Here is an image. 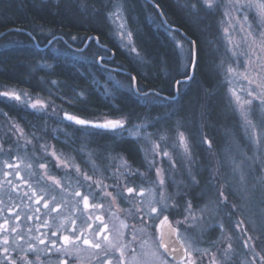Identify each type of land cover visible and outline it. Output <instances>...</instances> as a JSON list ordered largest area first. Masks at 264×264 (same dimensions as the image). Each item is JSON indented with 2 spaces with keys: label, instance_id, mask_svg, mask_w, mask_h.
Instances as JSON below:
<instances>
[{
  "label": "rangeland",
  "instance_id": "1",
  "mask_svg": "<svg viewBox=\"0 0 264 264\" xmlns=\"http://www.w3.org/2000/svg\"><path fill=\"white\" fill-rule=\"evenodd\" d=\"M242 3H250L252 6L239 8L235 5V0H213V7L209 8L203 0H175L177 7L186 14L185 18L188 17L191 21L204 18L208 28L212 25L213 30L207 33L209 38L206 43L213 40L211 44L213 43L218 55L215 66L229 97V108L238 114L247 136L246 142L252 150L248 156L234 142L219 150L221 159H218L220 163L217 165L223 176L217 173L215 164L209 167L211 175L207 184L213 189L210 193L212 195H206L202 202L193 204L185 192L190 186H195L197 181L193 173L196 163L191 143L180 121L176 120L173 127L166 126V120L172 117L169 113L150 114L153 105L164 103L156 100L153 95L138 97V101L146 107L145 114L130 117L98 114L87 118L91 124L83 126L67 119L66 114L84 118L75 109L67 107L66 101L53 99L51 90L33 94L10 86L0 88V100L9 107L29 109L34 116L31 122L34 127L31 131H27L26 126L24 130L15 128L17 123H29L27 116L15 118L0 107V198L3 203H9L6 198L11 194L15 197V203L22 198L11 191L13 185H17L15 188L18 190L31 186L30 188L37 190V194L56 190L59 202L69 200L67 192L71 193L78 187L87 188L88 193H98L93 181L107 185L104 192H112L113 196L117 193L114 187L116 185L124 196L129 195L128 187H133L137 192L143 189V203L140 198L128 202L117 197L110 210L105 206L102 209L89 208L90 213L110 215V211L115 212L116 216L110 215L113 229L120 230V221L125 218L124 215L130 219L138 214L143 215L151 207L159 208L157 201L163 200L169 205V211L165 214L172 219L174 225L177 220H184L186 215L189 216L188 221L180 228L179 238L192 253L209 254L210 264L213 258L216 264H264L261 259L264 257V12L259 7L264 0H242ZM103 17L106 23L105 34L119 52L144 65L146 59L135 47L133 32L122 2L110 0ZM165 33L176 46L182 69L191 58L189 46L173 30L165 29ZM212 33L214 35L210 39ZM48 52L54 55L66 51L58 50L57 45H53ZM67 56L88 61L89 64L97 61L95 57H89L87 52L83 54L71 51L67 52ZM229 68L232 69L231 72L228 71ZM99 71L102 79L96 76L93 82L104 97L112 99L120 91H132L133 82L110 70L99 67ZM90 75L94 77L93 72ZM16 96H20V99L17 100ZM37 100L42 101L46 107L37 105L33 108L32 104ZM37 115L41 117L39 123ZM115 120L123 121L124 126L115 129L93 126ZM101 133L109 141H102L99 147L91 145V141H94L92 135ZM121 139H132L138 146L142 166L130 164L121 152L115 150L111 141L119 142ZM164 152L169 155L165 157ZM41 163L46 164L47 168L41 169ZM6 164L18 165V168H8ZM252 165L254 169L250 170ZM157 169L163 170V187H158L160 176L157 175ZM17 171L19 176L15 174ZM129 171L132 175H128ZM5 172L9 173L7 177L4 176ZM84 174L92 177V180L85 181ZM217 175L220 176L218 181ZM241 175L244 177L243 181ZM49 176L52 178L49 179ZM220 179H224L226 185L230 186L232 195L224 192V184ZM9 180L12 181L11 185L6 182ZM54 181H59L60 185L57 186ZM88 184H92V188H88ZM254 187L260 193L256 195V198H260L258 201H252ZM149 189H152L151 193L148 192ZM106 200H111V197L104 201ZM102 201L89 196L90 204ZM188 202H191L190 215L185 212ZM123 221L130 226L128 229L144 227L140 221ZM144 221L151 223L146 215ZM156 223L159 224V220ZM245 240L247 246L244 245ZM229 244L232 245L231 248L228 247Z\"/></svg>",
  "mask_w": 264,
  "mask_h": 264
},
{
  "label": "trees",
  "instance_id": "2",
  "mask_svg": "<svg viewBox=\"0 0 264 264\" xmlns=\"http://www.w3.org/2000/svg\"><path fill=\"white\" fill-rule=\"evenodd\" d=\"M120 1L126 9L135 47L146 59L144 65L119 52L106 36L103 15L110 0H0V88L18 87L33 94L51 90L53 99L66 101V106L75 109L84 119L98 114H121L127 117L145 114L146 107L138 101L139 96L153 95L156 100H162L163 104L151 107L150 114L169 113L172 117L165 122L168 127H173L176 120L180 121L183 131L188 135L196 163L193 170L196 185L190 186L185 192L193 204L202 202L206 195H212L211 190L213 192L207 184L211 175L209 167L215 164L217 173L223 176L217 165L220 163L218 159H221L219 150L234 142L244 149L246 155L252 152L238 114L229 108V97L215 66L218 55L211 44L213 40L206 43L209 38L207 33L213 30L212 25L208 28L204 18L196 21L185 18L186 14L177 7L175 0H151L159 7L166 22L175 27L170 30L176 32L189 46L190 59L194 61L191 79L176 84V80L189 75L191 67L186 70V76L177 71L181 68L178 51L165 33L167 28L156 7L147 0ZM91 35H96L100 44L112 49L119 68L128 72L116 74L131 83L132 77H135L136 91L144 92V95H138L132 88V91L118 92L112 99L104 97L93 82L96 76L102 79L97 61L89 64L88 61L67 56V52L75 51L83 54L87 52L89 57L96 58L100 50L93 40L80 50ZM54 36L63 39L56 38L48 47L40 48ZM71 36L77 39L73 40ZM53 45L66 52L50 54L48 51ZM91 72L94 77L90 75ZM174 88L177 90L175 97ZM164 95L171 98H165ZM0 107L15 118L27 115L20 111V107H9L2 100ZM36 117L37 123L41 122V117ZM91 138L94 139L91 145L98 147L102 141H109L104 133L93 134ZM111 143L130 164L142 166L138 146L132 139ZM251 169H254L253 165ZM220 180L224 184V192L232 195L230 186L226 185L224 179ZM252 192V201H258L256 195H260L259 191L254 187Z\"/></svg>",
  "mask_w": 264,
  "mask_h": 264
},
{
  "label": "flooded vegetation",
  "instance_id": "3",
  "mask_svg": "<svg viewBox=\"0 0 264 264\" xmlns=\"http://www.w3.org/2000/svg\"><path fill=\"white\" fill-rule=\"evenodd\" d=\"M99 54L96 56V60L98 65L105 69L110 70L115 73L121 72L123 74H128L126 71H122L119 68L117 63V59H114V51L110 49L107 45H99ZM112 50V52H111ZM113 53V57H111ZM110 54V55H109ZM135 93L144 95V92ZM144 93V94H143ZM165 98L170 99L171 97L168 95H164ZM22 113H27V120L29 123L25 124H15V128H26L27 131L33 130L34 124L31 122L34 120L33 113L29 109H21ZM25 115V114H24ZM100 124H103L100 123ZM26 126V127H25ZM22 190V191H21ZM50 190V189H49ZM12 192H15L16 195H20L22 198L19 202H14V195L11 194L9 197L6 198L9 203H3L2 199L0 198V224H3L5 219L8 220V224L6 225L8 231L4 232L0 230V264H24V259L30 260L33 264H58L57 260V253L53 249L52 251H48L51 248V240H57L56 237L51 236L52 231H56L57 228L63 223L65 230L58 235L64 234L67 235V229L71 227L69 217L75 218L77 215H80V212L77 209H83V203L81 197L74 196L76 191L81 192V194H88L87 188H74L73 192H67V196H70L69 200L63 199L61 202L58 201V192L56 190H50L52 192L49 193H38L37 190L34 188L26 187L22 189L11 188ZM21 191V192H20ZM33 192H35V196H33ZM27 193V195H25ZM31 196L32 199L28 197ZM43 196L45 199H48L51 203V197H56V207L58 212H52L50 215H45L48 212L47 209L43 208V201L40 204H36L34 201L39 197ZM77 201H80L77 204ZM104 206L109 207V204L106 201H102ZM36 208H40V212L37 213L35 211ZM109 210V209H107ZM85 214H89V209H84ZM19 214L20 219L16 220L15 216ZM124 214V213H123ZM31 216L32 219H27L26 217ZM39 216L40 219L37 220L36 217ZM103 216L104 222L109 225L110 235L109 239L113 240L114 242L124 243L128 240H131V234L133 229H123L126 233L124 240H121L119 237V231L113 229L112 220L109 214L101 215ZM121 216V215H120ZM125 218L122 220H133L135 223H138V219L136 217L130 219L124 215ZM169 220L172 219L169 217ZM47 221V226H44V222ZM80 221L77 220V224ZM96 223L93 222V227H95ZM173 223V222H172ZM137 225V224H135ZM103 227V225H100ZM15 227L16 232H12L11 229ZM142 227H135V234H136V241L129 245L125 249V264H137V261H133L132 257L136 256L138 261H142L143 264H157L156 258L153 256V253L158 252L163 258L167 261V264H187L188 259H196L197 264H210V259L208 257L209 254L202 253L201 255H196L194 252L192 253L191 250L186 246V244L182 241L181 238L179 240L183 244L184 248H187L188 252L191 253V256L188 257L187 253H185L186 260L181 261V259L175 260L171 258L169 255L164 253L162 248H159V240L157 239L159 233H154L153 229L147 228L143 232L140 231ZM31 229V231H29ZM90 232V230H88ZM41 234H47L43 238L45 239V244H39L36 237L41 236ZM22 237V238H21ZM7 238L9 243L7 245L3 244V240ZM101 243L102 247L104 246L102 237ZM62 243L61 241H57V246ZM33 245L35 247V251H28L29 245ZM7 247L8 251L5 253L3 248ZM75 247H79L81 251L79 252V257L82 264H100V261L106 260L107 258L104 256V253L101 250L91 249L87 246L82 244L81 242H77ZM132 248H135V252L132 251ZM105 250H108L105 248ZM110 252V257L114 253L116 257L119 256V252H115L114 250H108ZM39 256V261H37L36 257ZM202 257V259H201ZM113 264H116L115 259H113Z\"/></svg>",
  "mask_w": 264,
  "mask_h": 264
},
{
  "label": "snow or ice",
  "instance_id": "4",
  "mask_svg": "<svg viewBox=\"0 0 264 264\" xmlns=\"http://www.w3.org/2000/svg\"><path fill=\"white\" fill-rule=\"evenodd\" d=\"M204 4L211 8L213 7V0H203ZM235 5H238L239 8H246V7H251L252 5L249 4H245L242 3V0H235ZM193 7H195V5H193ZM259 7L261 9L262 12H264V3H260ZM246 19V18H245ZM129 35H131L129 33ZM73 40H76L77 37H72ZM194 43V42H193ZM134 50V49H133ZM191 55V53H190ZM189 66H194V61L189 59L187 61L186 64L183 65L182 69H177V71H180L183 75H187V72L184 69H187ZM228 71H232L231 68L228 69ZM135 77H132V80L135 81ZM176 84H180L181 81L180 80H176L175 81ZM3 95H8V93H3ZM249 95H251V92L249 93ZM17 100L20 99V96H16L15 97ZM249 103H251L249 101ZM262 103H264V101H262ZM37 105H40L41 108H45L46 105L40 101L37 100L35 103L32 104L33 108H36ZM67 119L69 120H74L76 124L79 125H83V126H87L89 124H91L90 121L86 120V119H79L77 117L71 116V115H67ZM94 127H100V128H119V127H123L124 126V122L121 120H115V121H107L106 123L103 124H94ZM181 142H183V134L181 133ZM159 147V146H156ZM186 151H187V146H186ZM163 155L165 157H167L169 154L167 152H164ZM126 163V162H125ZM6 166L8 168H13L16 167L18 168V165H12V164H6ZM39 167L41 169H46L47 165L44 163H41L39 165ZM163 170L161 169H157V175L160 176L159 179V184L158 187H163L165 185V179L164 177L161 175V172ZM77 172H79V169L77 168ZM17 176H19V172L17 171L15 173ZM9 175L8 172L4 173V176L7 177ZM128 175H132V173L129 171ZM42 178V177H41ZM52 177L49 176V179H51ZM84 180L85 181H90L92 180V177L84 174ZM194 180V178H193ZM244 180L243 175H241V181ZM8 184H12V181H6ZM54 183L59 186L60 182L59 181H54ZM93 183L96 186V189L98 190L97 192H89L88 194H81V192L76 191L74 193V196L76 197H81L82 203H83V209H77V211L80 212V215H77L74 219L69 217V221H70V225L71 227L67 229L68 234L64 235H58V232L62 233L65 228L63 223L57 228L56 231H52L51 232V236L52 237H56L57 240H51V248L48 249V251H52L53 249L55 250V252L58 254L57 255V260H58V264H82L80 257H79V252L81 251V249L79 247H75L77 242H81L82 244L87 246L88 248L91 249H97V250H101L104 253V256L107 258L106 260L100 261V264H113V259H115L116 264H125V249L127 247H129V245H131L132 243H134L137 239L136 234H135V229H133L132 234H131V240H128L124 243H119V242H114L113 240L109 239V235H110V229H109V225L107 223L104 222L103 216L101 215H94L92 213L89 214H85L84 209H102L104 207V204L102 203H89V196H93L94 199H99V200H105L107 197H111V200H108V204H109V210L111 209L112 203L115 202V200L117 199V197H119L120 199L124 200V201H128L131 202L133 199L136 198H140L141 203H143V198L145 196V191L143 189H141L140 191H136V189H134L133 187H128L127 188V193L129 194L128 196H124L123 191L119 190L118 185L114 186L117 189V193L116 196H113L112 192H104V189L107 188V185H104L102 182H98V181H93ZM153 184H155V182H153ZM88 188H92V184H88L87 185ZM13 187H17V185H13ZM31 187V186H30ZM63 191V189H62ZM149 193L152 192V189L148 190ZM25 195H27V193H25ZM221 195H223V193H221ZM33 196H35V192H33ZM29 199H32L31 196L28 197ZM41 201H43V208L47 209L48 212L45 213V215H50L52 212H58V209L56 207V197L52 196L51 197V203L48 199H45L43 196L39 197L38 199H36L34 202L36 204H40ZM80 201H77V204H79ZM157 203L160 204V207H151L150 211L147 213H144L143 215H137L136 219L140 220V222L144 225L143 228L140 229L141 232H143L145 229L147 228H151L153 229L154 233H159L157 239L159 240V248H162L164 250L165 254H173V253H177L178 252V248L175 246V240L173 239V237H175L177 240L179 239L180 236V228L188 221L189 216H185L184 220H177L175 222V225L172 223V221L169 220V216L166 215L165 213H167L169 211V205L164 203L163 200L161 201H157ZM174 207H179L178 205H173ZM190 210H191V202H188L187 207L185 208V212H188L190 215ZM2 211V210H0ZM35 211L37 213L40 212V208H36ZM139 211V210H138ZM110 215L111 216H116L115 212H111L110 211ZM148 217V220L151 221V223H146L144 221V216ZM162 217V219H161ZM27 219H32L31 216L26 217ZM118 218V217H117ZM16 220L20 219L19 214H17L15 216ZM37 220L40 219L39 216L36 217ZM77 220L80 221L79 224H77ZM159 220V224L156 223V221ZM93 222H98L96 223L95 227H93ZM8 224V220L5 219L3 224H0V230H3L4 232H7L8 229L6 227V225ZM100 225H103V227H101ZM44 226H47V221L44 222ZM130 226L125 223V221L121 220L120 221V229L121 231H119V237L121 240H124L126 233L123 231V229H128ZM237 227H239V224H237ZM221 228L223 229V225H221ZM90 230V232L88 231ZM12 232H16V228L13 227L11 229ZM29 231H31V229H29ZM185 231H187V229H185ZM47 234H41V236L36 237V239L38 240L39 244H45L46 241L43 238L44 236H46ZM103 240V244L104 246L102 247V243H101V238ZM22 238V237H21ZM248 239H251V237H249ZM57 241H61L62 243H60L59 246H57ZM9 243L8 239L5 238L3 240V244L7 245ZM244 245L247 246V240L244 241ZM181 247H183V245H181ZM229 248L232 247L231 244H229L228 246ZM114 250L115 252H119V256L116 257L114 255V253L111 255L110 257V252L108 250ZM3 251L5 253H7L8 248L4 247ZM28 251H35V247L33 245H29ZM132 251L135 252V248H132ZM184 252L187 253V256L190 257L191 253L188 252L187 248H184ZM153 256L156 258L157 264H167V261L163 258V256H161L158 252L153 253ZM37 261H39V256L36 257ZM181 261H185L186 257L185 256H181L180 257ZM202 259V257H201ZM262 260H264V257H261ZM133 261H137V264H143L142 261H138L136 256L132 257ZM12 264H15V262H12ZM24 264H33L32 261L24 259ZM129 264H131V262H129ZM187 264H197V260L196 259H188L187 260ZM212 264H216L215 259L213 258L212 260Z\"/></svg>",
  "mask_w": 264,
  "mask_h": 264
},
{
  "label": "water",
  "instance_id": "5",
  "mask_svg": "<svg viewBox=\"0 0 264 264\" xmlns=\"http://www.w3.org/2000/svg\"><path fill=\"white\" fill-rule=\"evenodd\" d=\"M150 4H152V5H154L155 7H156V9L158 10V13H159V15H160V17H161V20H162V23H163V25H165V27L168 29H174L175 27H173L172 25H170L169 23H167L166 22V20H165V18H164V15H162V12H161V10L159 9V7L156 5V4H154L151 0H147ZM12 30H16L15 28H12ZM56 38H61L60 36H54V37H52L51 39H49L48 41H47V43L45 44V45H43V46H39L40 48H46V47H48ZM61 39H63V38H61ZM87 40L85 41V43H84V45H83V47L80 49V50H83L88 44H89V42L91 41V40H93L96 44H98V45H100L101 46V44L99 43V41H98V39H97V37H96V35H91V36H89V37H87L86 38ZM37 45V44H36ZM111 52H112V50H111ZM113 57V53H112V55H111V57L110 58H112ZM191 67V69H190V71H189V75L188 76H186V77H182L181 79H180V81L181 80H185V81H189L191 78V76H192V70H193V67L192 66H190ZM122 71H124V70H122ZM132 88H133V90L134 91H136V83H135V81H133V86H132ZM175 89V88H174ZM177 95V90L175 89V95H174V97ZM173 239L175 240V246L178 248V252L177 253H173V254H171V255H169V254H167V255H169L171 258H173V259H175V260H178V259H180V257L183 255V256H185V252H184V246L183 247H181V245H183L182 243H181V241L178 239H176L175 237H173Z\"/></svg>",
  "mask_w": 264,
  "mask_h": 264
}]
</instances>
